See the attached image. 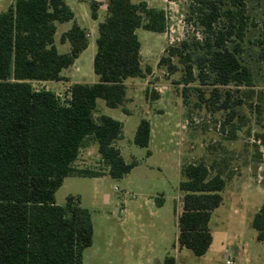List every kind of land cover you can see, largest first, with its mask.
I'll return each instance as SVG.
<instances>
[{"label":"trees","instance_id":"trees-1","mask_svg":"<svg viewBox=\"0 0 264 264\" xmlns=\"http://www.w3.org/2000/svg\"><path fill=\"white\" fill-rule=\"evenodd\" d=\"M90 8L96 19L98 4ZM73 18L64 0H15L0 13V264H83L82 253L93 238L90 213L75 205L73 197L64 206L57 205L55 192L66 177L103 176L102 171L74 167L80 151L92 145L112 179L122 178L137 164L126 163L115 146L122 123L106 115L95 117L96 102L102 99L109 108L124 105V82L143 79L151 71L141 66L136 30L162 34L167 16L146 2L106 0L92 62L98 82L72 84L66 104L60 105L52 91H36L30 82L62 81L61 72L87 48L85 31L73 23L59 38L60 44L68 42L69 51H57L56 24ZM186 20L201 28V37L169 46L158 65L175 73L178 68L172 59L177 58L185 85L183 103L194 92V107L203 105L210 113L225 111L221 130L231 123L228 137L234 139L238 129L233 124L234 107L243 101L221 87L254 86L252 73L241 59L251 25L245 1L190 0ZM256 45L258 59L264 61V23ZM195 82L211 87L208 96L199 87H186ZM149 141L150 124L142 119L134 144L147 148ZM181 178L177 247L202 257L212 243L209 221L222 204L226 183L220 174L211 176L202 161L183 165ZM251 227L256 239L264 241V204L252 217ZM163 264H175L174 257L166 256Z\"/></svg>","mask_w":264,"mask_h":264},{"label":"rangeland","instance_id":"rangeland-1","mask_svg":"<svg viewBox=\"0 0 264 264\" xmlns=\"http://www.w3.org/2000/svg\"><path fill=\"white\" fill-rule=\"evenodd\" d=\"M244 1L251 25L242 43L241 59L252 73L254 86L221 87L232 90L235 100L243 101L234 107L233 124L238 129L234 139H229L231 123L221 130L225 111L210 113L203 105L194 107L197 102L194 92L183 103L181 92L185 85L181 82L182 65L178 59H172L178 68L175 73L158 65L169 46L192 36L201 37V28L186 20L190 0H132L134 4L147 2L150 8L163 10L167 30L162 34L136 30L143 68L149 67L151 71L144 79L127 86L128 105L109 108L98 99L94 116L106 115L122 123V136L115 146L126 163L137 161V164L122 178L112 179L92 145L80 151L74 167L102 171L103 176L66 177L54 195L57 205L64 206L67 198L73 197L75 205L78 203L90 213L93 238L91 246L82 253L83 264H163L166 256L176 258L177 264H209L207 257H196L188 249L176 248L181 168L200 161L207 165L211 176L220 174L226 183L221 193L222 204L209 223L213 249L221 244L228 251V259L220 258L216 264H229V260L232 264H264V241L256 239V231L251 227L252 217L264 204V61L258 59L260 49L256 45L264 23V0ZM72 3L84 8L80 2ZM9 7L8 0H0V13ZM105 17L106 13L101 12L96 21L88 17V23L84 24L90 35L89 46L80 57L84 61L85 80L77 77L73 67L70 81L98 82L92 69L98 35L95 26ZM68 27V23L59 24L54 37L61 54L69 51L68 42H58L61 32ZM62 74L68 72L63 70ZM30 84L36 91L54 92L60 105L68 100L67 89L61 83L31 81ZM163 86L167 91L161 89ZM186 87H199L205 96L211 89L199 82ZM153 94L166 98V109L156 105ZM141 119L150 121L153 129L147 148L134 144ZM190 147V154L186 153Z\"/></svg>","mask_w":264,"mask_h":264},{"label":"crops","instance_id":"crops-1","mask_svg":"<svg viewBox=\"0 0 264 264\" xmlns=\"http://www.w3.org/2000/svg\"><path fill=\"white\" fill-rule=\"evenodd\" d=\"M75 1H77V2H80V3H82L83 5H84V8H80L79 6H76V5H73V3L72 2H75ZM8 2L10 3V6H12L13 4H14V2H15V0H8ZM64 2H65V4L70 8V10L73 12V15H74V18H73V20L72 21H70V22H67L68 24H69V27L67 28V29H65V30H63L62 32H61V34L62 33H64V32H66L67 30H69L70 28H71V26H72V24L73 23H75V24H77L81 29H83L84 31H85V33H86V37H87V42H88V38H89V33H88V31H87V29L85 28V26H84V24L85 23H88V17L89 18H91L93 21H96L97 19H98V17H99V14L101 13V12H105L106 13V0H72L70 3L67 1V0H64ZM72 3V4H71ZM92 3H97L98 4V8H97V12H96V19H93L92 17H91V8H90V5L92 4ZM147 3V2H146ZM87 6H88V9H87ZM93 27H94V25H93ZM96 28L98 27V25L97 26H95ZM58 28H59V23H57L56 24V33H57V30H58ZM97 30V29H96ZM55 33V34H56ZM61 34H60V36H61ZM60 36H59V38H60ZM55 37V36H54ZM96 40V39H95ZM58 42H59V40H58ZM54 43H55V40H54ZM88 46H89V44L87 45V48H88ZM69 48H70V46H69ZM87 48L83 51V52H81L80 54H79V56L77 57V59L74 61V63L69 67V68H67V69H65V71H67L68 72V74H66V75H63L62 74V72H61V75L63 76V80L62 81H58V82H55V83H61V84H63L65 87L64 88H66L67 89V94H66V97H67V99L69 98V93H68V91H69V88H70V86L72 85V84H74V83H80V84H85V81H78V82H74V81H70V76L71 75H69V73H72V68L74 67L75 68V72H76V75H77V77L80 79V80H85L84 79V75L82 74V67L84 66V61L83 60H81V55L87 50ZM94 55H95V53H94ZM94 55H93V57H94ZM142 56V47H141V49H140V57ZM92 62H93V59H92ZM143 63H142V61H141V66L143 67V65H142ZM144 79V78H143ZM135 80H142V79H139V78H134V79H127L125 82H124V84H125V86H126V100H125V103H124V105L126 104V105H128L129 103H128V99H129V97H128V90H127V86L129 85V84H132ZM47 83H53V82H47ZM94 84V83H93ZM155 90H157V88H154ZM161 89L162 90H164V91H167V88L166 87H161ZM48 91H50V90H48ZM54 93V92H53ZM152 99L153 100H155V103H156V105L160 108V109H166V107H167V105H166V103H168V102H166V98H162L161 96H158V95H156V97H152ZM127 101V102H126ZM123 105V106H124ZM126 111H128V109L127 108H124ZM165 111V110H164ZM113 119V118H112ZM142 120V119H141ZM146 120V119H145ZM148 121V120H147ZM149 122V124H150V141H149V143L151 142V134L153 133V129H152V125H151V122L150 121H148ZM149 145V144H148ZM192 147H190L189 149H186L185 151H186V153H189L190 154V149H191ZM188 164V163H187ZM219 208V207H218ZM217 208V209H218ZM217 209H215V210H217ZM214 210V211H215ZM213 211V212H214ZM213 212H212V214H213ZM211 214V215H212ZM209 223H210V221H209ZM211 235H212V231H211ZM176 248L178 249V247H177V243H176ZM178 251H180L179 249H178ZM227 250L226 249H223V246L220 244L218 247H216L215 249H213V235H212V243H211V246L209 247V249H208V251L206 252V254L204 255V256H202V257H207V260H208V262H209V264H216V262L217 261H220V258L222 259H228V257H227ZM175 259V264H177V262H176V258H174ZM228 263L229 264H232L233 263V261H228Z\"/></svg>","mask_w":264,"mask_h":264}]
</instances>
